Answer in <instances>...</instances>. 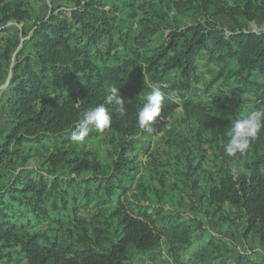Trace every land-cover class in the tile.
<instances>
[{
	"label": "trees",
	"instance_id": "1",
	"mask_svg": "<svg viewBox=\"0 0 264 264\" xmlns=\"http://www.w3.org/2000/svg\"><path fill=\"white\" fill-rule=\"evenodd\" d=\"M29 11L22 0H0V79L9 77L0 129V264H143L160 253L174 264H264V128L245 152L234 155L246 161L245 173L235 176L224 166L215 183L199 152L208 136L226 154L232 122L264 110V32L245 30L239 21L264 26V0H74L69 9L27 28ZM218 16L236 28L220 27ZM11 20L23 24L18 33L6 26ZM203 50L220 66L213 81L237 96L232 108L196 96L192 83ZM113 86L126 114L105 104L110 127L85 138L107 135L120 143L109 159L70 137L82 114L105 103ZM153 86L179 91L183 100L177 104L164 96L147 132L136 117ZM159 134L176 140L183 152L185 187L174 189L167 208L142 186H136L139 194L133 191L138 165L127 155L138 143L148 153ZM138 135L142 140H134ZM26 143L46 150L38 167H30L35 153ZM165 164L173 168L177 162L157 166ZM202 181L207 185L199 217L190 202ZM225 204L238 213L241 236L252 234L258 250L241 252L204 230L207 216L218 214L215 223L233 221ZM89 214L102 216L104 225L90 231L84 216ZM64 226L73 227L68 241L43 232Z\"/></svg>",
	"mask_w": 264,
	"mask_h": 264
},
{
	"label": "rangeland",
	"instance_id": "2",
	"mask_svg": "<svg viewBox=\"0 0 264 264\" xmlns=\"http://www.w3.org/2000/svg\"><path fill=\"white\" fill-rule=\"evenodd\" d=\"M26 5L30 7V17L26 22V27L29 28L34 22L39 21L41 18L47 17L50 13L69 9L70 6L74 4V0H22ZM217 21L218 25L225 30L235 29L236 25L231 22L225 16H218L214 18ZM240 25L245 30L252 31H263L264 26L258 27L253 22H248L244 19H239ZM7 27L11 28V31L18 33L20 28L23 26L22 23H17L14 20L6 23ZM213 41H209V46H211ZM215 49H220L219 46L214 47ZM213 56L207 50H203L201 55L196 60L197 65V76L198 81L192 83V87L196 90V96L199 97V100H223L227 101V106L232 108L234 103L238 100L237 96H234L226 86H223L220 81H213V78L218 74L220 66L210 61V58ZM225 66V64H222ZM219 66V67H218ZM230 68V67H227ZM229 69L227 73H229ZM8 79L6 74L1 75L0 79V129L4 127L5 120L2 117V104L6 97ZM166 98L181 104L183 97L180 94L181 92L175 90H169L162 92ZM200 93V94H199ZM210 94V98H206L207 94ZM248 97V96H243ZM180 109V108H178ZM228 113V111H224ZM141 135L135 136L134 140H142ZM206 140L202 146H199L202 150L199 152L202 153V168L205 173L209 174L213 182H219L221 178L220 169L224 166L232 170L233 174H242L246 172V161L240 160L235 156H231V159L227 158V154L222 153V143L214 142L210 140V137L206 136ZM144 139H147L146 137ZM30 147L31 151L35 153V159L30 162V167H38V162L46 154V150L39 145L34 143H26L24 147ZM43 146L49 147V142H43ZM78 147H82L85 151L92 152L99 157H108L113 159L116 157V151L120 148V143L112 142L107 135H98L88 140H84L82 143L77 142ZM182 151L179 145L176 143V140H166L162 137V134H159L156 137L151 138L149 151L146 154H143L141 151L140 144H136L132 152H129L127 155L130 158H133L135 163L138 165V172L134 177L132 182V189L139 194L140 189L136 188L137 185L142 186L144 192H147L152 199L157 196L163 198L165 207L169 206L168 196L173 194L174 189L183 190L185 184L183 182L184 178L181 174V161L183 159ZM200 155V153H199ZM227 159V160H226ZM177 164L173 168L167 167L165 164L164 167L157 166L158 164H163L166 162H174ZM15 168V165H14ZM163 171L164 174H163ZM264 172V168L262 169ZM0 173H3V168H0ZM166 173V174H165ZM207 182L202 181L196 188L192 189V200L190 206L192 207L193 213L195 215L202 217L204 215V197L202 193L206 187ZM209 183V182H208ZM155 189L157 193H155ZM224 209L226 212H231V222L218 221L214 222L218 218L216 216H207V224L205 225L204 230L207 233L214 234L216 236L225 238L230 247H235L241 252H249L251 250H258L259 246L257 239L254 238L252 234H249L247 237L243 238L242 233V221L238 219V213L234 211L229 204H225ZM93 213V212H89ZM191 213V212H188ZM87 217L86 224L90 231H92L95 226H102L104 218L102 216L93 217V215H84ZM43 232L47 233L48 236L53 237L55 234L58 235V238L63 241L70 240L71 232L73 227L66 229L65 226L61 228L57 233H55L50 228H43ZM111 238H114L115 235H110ZM75 239V235H73ZM163 249V250H162ZM161 250L165 251V245L161 246ZM231 256H235V251L231 250ZM143 264H174L171 259L167 258L164 253L156 256L152 260L144 261Z\"/></svg>",
	"mask_w": 264,
	"mask_h": 264
},
{
	"label": "clouds",
	"instance_id": "3",
	"mask_svg": "<svg viewBox=\"0 0 264 264\" xmlns=\"http://www.w3.org/2000/svg\"><path fill=\"white\" fill-rule=\"evenodd\" d=\"M163 100L164 94L158 87L153 88L145 96L136 117L138 126L142 130L152 131L151 125L160 114ZM113 103L118 106L116 111L123 117L126 114V106L124 100L119 97L118 88L115 86L109 89L105 103L98 104L82 114L71 131V140L82 143L91 130L95 129L97 132H103L108 129L112 123V116L105 104ZM262 128H264V110L253 111L244 117L235 119L227 132L229 140L224 146L226 154L234 156L238 152H245L250 142L256 138Z\"/></svg>",
	"mask_w": 264,
	"mask_h": 264
},
{
	"label": "built area",
	"instance_id": "4",
	"mask_svg": "<svg viewBox=\"0 0 264 264\" xmlns=\"http://www.w3.org/2000/svg\"><path fill=\"white\" fill-rule=\"evenodd\" d=\"M161 86H163V87H166V85L165 84H161ZM153 88H156L155 86H153ZM200 94V93H199ZM207 94V96H206V98H210V94L209 93H206ZM196 95H198V94H196Z\"/></svg>",
	"mask_w": 264,
	"mask_h": 264
}]
</instances>
